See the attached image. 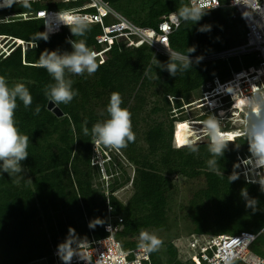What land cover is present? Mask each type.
<instances>
[{
	"label": "trees",
	"instance_id": "1",
	"mask_svg": "<svg viewBox=\"0 0 264 264\" xmlns=\"http://www.w3.org/2000/svg\"><path fill=\"white\" fill-rule=\"evenodd\" d=\"M102 1L113 10L120 9L122 16L142 28L157 29L162 17L175 13L180 24L169 36V48L184 57L226 50L234 44L232 36L243 40V23L234 8L225 6L226 0H219L222 6L203 12L199 20L179 16L183 8H188L187 0ZM124 1L128 3L125 8L120 6ZM82 4V1L43 0L28 1L26 5L21 1L0 8L1 45L10 40L27 44L25 49L18 46L6 56V47L0 50V76L5 78L9 90L23 84L32 96L28 107L17 96L14 114L18 131L28 136V156L19 161V172L4 171V161L0 160V264H35L49 257L53 249L65 242L70 228L76 234L73 245L85 241L81 240L83 237L89 240L90 235L104 236L106 198L99 187H92L97 172L92 171L95 166L90 159L95 139L92 129L110 119L107 105L112 92L120 93L121 107L131 112L132 130L137 137L140 114L149 104L148 97L155 98L149 113L164 111V105L160 107L158 102L164 98L167 104L170 99L171 110L177 112L172 115L180 119V110L185 107L179 105L183 97L209 80L242 70L239 67L230 70L227 65L220 70L212 62H187L160 53L154 55V50L145 45L137 49L114 48L109 60L92 75L85 72L78 76L65 69L64 78L71 81V90L78 95L68 104H55L63 114L58 118L46 109L51 101L50 89L57 82L39 67V58L46 52L63 56L68 42L84 41L90 49L100 28L86 26L82 35L72 33L70 40L64 28L44 39L42 21L32 17L39 10L64 12ZM22 15L29 19H23ZM243 59L245 68L258 63L253 55ZM170 64H176L174 74L169 71ZM38 106L40 112L36 114ZM185 121L166 127L164 121L152 120L140 133L144 147L135 139L119 150L134 170L131 196L125 204L113 195L114 189L108 195L112 214L122 219L123 228L117 238L123 249L137 247L141 229L150 223L157 228L166 227L169 204L182 192L187 201L180 209L183 217L191 221L187 230L193 241L203 244L219 235L262 231L250 251L264 259V188L239 178L229 179L238 172L233 145L229 144L231 147L219 156L211 153L207 143L195 144V151L180 148L175 129ZM211 160H215V171L209 164ZM114 163L111 161L112 166ZM115 167L114 172L117 169L124 177L123 168L119 164ZM172 177L184 181L176 185ZM128 182L125 176L118 187ZM97 218L103 224L90 229L89 223ZM218 219L228 224L216 228ZM165 252L168 256L165 262L161 261L158 249L149 252L153 264H179L176 248Z\"/></svg>",
	"mask_w": 264,
	"mask_h": 264
},
{
	"label": "built area",
	"instance_id": "2",
	"mask_svg": "<svg viewBox=\"0 0 264 264\" xmlns=\"http://www.w3.org/2000/svg\"><path fill=\"white\" fill-rule=\"evenodd\" d=\"M21 1L25 2V0H17V2ZM81 1L84 4L66 11L72 15L84 17L87 20L86 26L100 28V33L94 37V45L90 48L97 53V63L104 61L103 64H105L114 48L118 50L121 47L137 49L143 45L153 49L156 53L187 62H212L246 55L256 57L258 60L256 65H250L225 77H216L203 83L199 89L190 92L186 96L188 101H186L185 108L191 113L186 119L188 123L187 140L195 139V144H210V139L204 132V123H196V117L202 114L207 118H215L221 131L226 134V140H228V135H235L234 140L227 145L234 146L238 178L245 183L264 188L260 183L264 180V168H256L253 164L244 163L251 157L249 138L247 135H240L250 127V122L255 120L254 117L250 120L252 104L258 102L264 105V12L262 11L264 0H258V8L247 6L239 0H226L225 6L234 8L236 15L243 23L242 43L217 53L197 57H184L169 48V36L180 24L175 13L162 17L157 29H150L142 28L129 21L102 0H60V3ZM187 4L188 8H191L195 5V0H187ZM7 5L8 3L2 7ZM221 6L219 1L218 7L213 5L211 9H204L203 12L216 10ZM173 14L176 16L175 20H173ZM52 15H54L53 10H39L32 17V19L42 21L43 34L47 37L61 33L64 28H69L62 22L52 21L50 19ZM22 17L29 19L25 15ZM11 43H13L12 48L21 46L25 49L27 47V44L18 40H11ZM69 43L73 47V43ZM10 51L11 49L6 51L4 56ZM197 91L198 95L194 97L192 93ZM92 147L95 156L102 152L100 145L94 144ZM94 165H97V159ZM98 166L100 172H104L105 179L109 180L106 166L102 167L99 163ZM105 205L104 236L95 238L90 235L89 240L73 245L77 255L73 257L71 264H153L149 251L141 246L145 245L142 242L130 250L123 249L117 238L123 228L122 219L112 214V207L107 198ZM261 232L219 235L203 244L192 241L191 248L196 253L190 255L188 259H178L179 264H264L263 258L250 251V247ZM81 242H84L83 248L79 247ZM48 260L51 264H63L59 255V247L52 250Z\"/></svg>",
	"mask_w": 264,
	"mask_h": 264
},
{
	"label": "clouds",
	"instance_id": "3",
	"mask_svg": "<svg viewBox=\"0 0 264 264\" xmlns=\"http://www.w3.org/2000/svg\"><path fill=\"white\" fill-rule=\"evenodd\" d=\"M17 0H8V7H11ZM240 3H244L247 6L258 8V0H239ZM27 5V0H25ZM219 6V0H195V5L191 8H183L179 16L183 19L199 20L204 9H211L212 6ZM46 15V14H45ZM58 18L63 22L65 26H68L72 33L82 35L86 29L87 20L84 17L72 15L69 12H61L58 14ZM176 19L173 14V20ZM44 39H47L46 35H43ZM11 51L13 43L5 41L4 45H1L0 50ZM74 52L72 54H65L58 56L56 52L44 53L40 56L38 65L46 69L47 73L52 75L56 80V85L50 89V99L54 104H68L74 96H77V92L71 90V81H66L64 78L65 69H68L71 73L76 75H83L87 72L88 75L94 74L100 65L104 61L97 63V53L90 50L84 41L73 43ZM184 67L187 68L188 64L185 63ZM169 71L175 73L176 64L169 65ZM19 96L20 100L23 101L25 107H28L32 103V96L23 84H17L14 89L9 90L6 85L5 78L0 76V160L4 161V171L12 170V172H19V161L24 160L28 156V136L21 135L18 131L15 121L14 114L17 107L16 97ZM122 98L119 92H112L110 94L109 103L107 105V111L110 115V119L106 120L103 124L97 123L94 125L92 132L94 134L95 142L100 146L102 152L95 156L93 151L91 152V159H97V165L100 159L107 158L108 162L101 164L102 167L106 166L108 176L111 180L119 174L117 168L115 156L119 155V150L124 149L129 143L135 142V133L132 130L131 112L127 108H122ZM39 106L36 109V114H39ZM251 117L255 120L250 122V127L242 132L240 135H247L249 138V151L251 157L244 161L245 164H253L256 168H264V105L260 103L252 104ZM204 132L210 139V151L216 156L222 155L227 144L231 141L225 139V133H223L219 127V124L215 118H209L204 121ZM196 143L195 139H189L186 144L182 147L192 148L193 151L196 149L193 147ZM109 148H107V147ZM92 147V146H91ZM174 148V147H173ZM178 149V148H176ZM111 161L115 162L114 166L111 165ZM210 165H213V171H215V160L209 161ZM116 174V175H115ZM119 176V175H118ZM238 176L233 174L229 177L230 180H236ZM261 185L264 186V180L260 181ZM103 221L99 218L89 223L88 227L94 229L97 225H102ZM75 230L70 228L69 235L65 242L59 245V255L63 261V264H71V261L76 251L73 248L75 243ZM140 239L142 241H148V245H141L145 247L147 251L151 252L163 243L161 239L154 235H149L146 231H141ZM80 248L84 247V242L79 244Z\"/></svg>",
	"mask_w": 264,
	"mask_h": 264
},
{
	"label": "rangeland",
	"instance_id": "4",
	"mask_svg": "<svg viewBox=\"0 0 264 264\" xmlns=\"http://www.w3.org/2000/svg\"><path fill=\"white\" fill-rule=\"evenodd\" d=\"M48 1L49 0H44V2H48ZM50 1L60 3V0H50ZM127 4L128 3L127 2L125 3V1H124V2H121L120 6L125 8L127 6ZM4 5H6V4H4ZM114 9L120 13V11H119L120 9H118L117 7ZM120 14H122V13H120ZM66 33H67V40H70V37L72 34V31L70 30V28L66 30ZM232 40L234 43V44L232 43L233 44L232 46H236V45H239L240 43H242L240 41V38H238V37L236 38V37L232 36ZM51 41H52V39H48V42H51ZM0 45H1V43H0ZM73 51H74V48L69 43L65 47L64 55L65 54H72ZM154 53H155L154 55H157L156 52H154ZM212 63H214L216 65V68H218L220 70H223V68H225L226 65H227V67L231 68L230 70H234V67L235 68L239 67L241 69L245 68L243 56L239 57L237 59L236 58H231L229 60L227 59L224 63H223V61H219V62L212 61ZM192 95L194 97H196L198 95V91L195 93H192ZM183 98H184L183 101L179 104L181 106H183V105L185 106L186 101H188L186 99V97H183ZM154 99L155 98L148 97L147 100H148L149 104L147 105L146 110L140 114L141 121L139 123V127H138L139 134L137 135L136 140H138V145H141L143 147H144V143L140 139V133H142L147 128L146 126L151 124L152 120L161 121V122L164 121L166 127L169 125V123H173V127H174V124L177 121L186 120L189 117V115L191 114L188 111V109L183 107L182 111L180 110L181 108L179 109L183 118L180 117V119H175L172 115V112H174L175 114H177V112L171 110L172 105L170 104V99H167V104H166V99H164V98H161V100L158 102V104H160L159 105L160 107H162L164 105V111L162 110L158 113H149L150 108H152V106H153ZM188 99H189V97H188ZM106 120H108V119H106ZM178 125H176V129H177ZM176 129H175V131H177ZM93 140H95V139H93ZM94 144H96V143H94ZM100 146H104V145H100ZM172 146L174 147L173 143H172ZM230 147H231L230 145H227L225 149L230 148ZM107 148H109V147H107ZM119 152H120L119 155L115 156V161H116V164H119L123 168V170L125 172L124 177L125 176L128 177L129 182L127 184L124 183L123 186L118 187V184H121L124 182V177H122V174L119 175L120 174L119 173L118 174L119 176L118 175L115 176L113 178V180H111V179L108 180V179H105V175H104L103 171L100 172V170L97 167L93 166L94 169L92 171L97 172L96 173L97 177H95V179L93 180L92 187L93 188L99 187L100 190H102L104 192L103 195L107 199H108V195L110 194V189H114L113 195L116 197V199L118 201L125 204L128 201L129 197L131 196L132 191H131L130 182H131L132 177L134 175V170H133V167L131 165H129L125 159H123V154L121 153V151H119ZM97 156H99V155H97ZM95 161H96L95 159H90V164L91 165L95 164ZM99 163H101L100 160H99ZM172 178H173L174 184H176V185H179L180 183H182L184 181L183 178H175V177H172ZM186 201H187V197L182 192H180L178 195H176V197L174 196L173 200L169 204V211L167 212L166 227L157 228L153 225V223H150L149 225H147L146 227L141 229V231H146L149 233V235H154L157 238L162 240L163 243L158 247L159 253L161 254V261L162 262H165L168 259V256L166 255L165 251L170 250L171 247H174L177 249V255H178L177 259H182V258L188 259V257H190V255L196 253V251H194L191 248V242L193 240H192L190 233L187 230L189 225H191V221H190V219H186L183 217L182 212H181L182 210L180 209L181 205L186 204ZM222 224L227 225L228 223L225 220L221 221V219H218L217 221H215L214 226H216V228H218ZM141 231H140V233H141ZM87 239L88 238H84V237L81 238V240H87ZM137 241H139V243L142 242L145 245H148V243H149L148 241H142L140 239V236L137 238ZM203 243H205V242H203ZM49 257L45 258L44 261L35 262V264H51L50 260H48ZM234 264H239V263H234Z\"/></svg>",
	"mask_w": 264,
	"mask_h": 264
},
{
	"label": "bare ground",
	"instance_id": "5",
	"mask_svg": "<svg viewBox=\"0 0 264 264\" xmlns=\"http://www.w3.org/2000/svg\"><path fill=\"white\" fill-rule=\"evenodd\" d=\"M7 2H8V0H0V7H2L4 4H7ZM262 11L264 12V8H262ZM53 12H54V15H52L50 19H52V21H54V22H62L58 18V14L61 13V12H56V11H53ZM64 12H67V11H64ZM200 116H204V115L200 114ZM205 117H207V116H205ZM207 119H209V118H206L205 120H207ZM205 120H196V123H200V122L204 123ZM176 130H177L176 131L177 143H178V146L180 148H182V146H184L186 144V141H187V138H188V123L187 122L180 123L177 126ZM227 137H228V141L232 142L234 140L235 135L234 134H230ZM100 161H101L102 164H104V163L108 162V159L107 158H103V159H100Z\"/></svg>",
	"mask_w": 264,
	"mask_h": 264
},
{
	"label": "water",
	"instance_id": "6",
	"mask_svg": "<svg viewBox=\"0 0 264 264\" xmlns=\"http://www.w3.org/2000/svg\"><path fill=\"white\" fill-rule=\"evenodd\" d=\"M46 109H47L48 111H50L54 116H56V117H58V118L63 116V114H62V112L59 110V108H57V107L55 106V104L52 103L51 101H49V102L47 103Z\"/></svg>",
	"mask_w": 264,
	"mask_h": 264
},
{
	"label": "crops",
	"instance_id": "7",
	"mask_svg": "<svg viewBox=\"0 0 264 264\" xmlns=\"http://www.w3.org/2000/svg\"><path fill=\"white\" fill-rule=\"evenodd\" d=\"M69 29V28H68Z\"/></svg>",
	"mask_w": 264,
	"mask_h": 264
}]
</instances>
